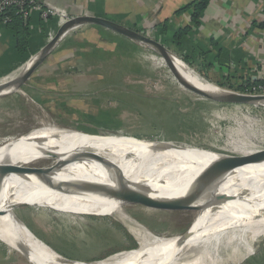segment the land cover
Returning <instances> with one entry per match:
<instances>
[{
	"label": "rangeland",
	"instance_id": "374dc122",
	"mask_svg": "<svg viewBox=\"0 0 264 264\" xmlns=\"http://www.w3.org/2000/svg\"><path fill=\"white\" fill-rule=\"evenodd\" d=\"M147 48L117 33H88L68 46L73 57L49 56L19 92L0 96V148L45 123L96 137L171 143L240 158L264 153V105L197 95L158 52ZM69 59L76 62L70 66L65 63ZM25 62L0 82L18 77ZM231 85L226 81L218 88L263 95L237 92ZM27 204L14 208L17 217L36 238L73 262L91 263L138 247L128 227L88 206ZM163 207L135 204L125 213L156 236H181L194 229L190 214ZM252 249L249 254L247 249L224 251L222 258L233 253L230 264H264V237ZM0 264L38 263L0 240Z\"/></svg>",
	"mask_w": 264,
	"mask_h": 264
},
{
	"label": "bare ground",
	"instance_id": "6f19581e",
	"mask_svg": "<svg viewBox=\"0 0 264 264\" xmlns=\"http://www.w3.org/2000/svg\"><path fill=\"white\" fill-rule=\"evenodd\" d=\"M37 57L28 59L20 74ZM172 60L184 74L186 85L211 95L222 93L178 59ZM3 85L0 82V89ZM20 85L7 93L19 92ZM258 101L264 104V98ZM178 148L171 143L88 137L76 130L41 124L0 148V171L6 170L0 172V240L38 264H79L56 255L17 221L21 220L13 206L36 202L88 206L130 229L136 249L83 264H230L233 253L252 252L253 244L264 237V162L234 159L237 168L209 177L206 171L220 158L216 152ZM118 178L157 198L176 197L192 184L228 198L174 207L193 217L194 229L181 236H156L126 215L125 208L135 204L122 196ZM229 250L232 255L222 258Z\"/></svg>",
	"mask_w": 264,
	"mask_h": 264
},
{
	"label": "crops",
	"instance_id": "0c3cea01",
	"mask_svg": "<svg viewBox=\"0 0 264 264\" xmlns=\"http://www.w3.org/2000/svg\"><path fill=\"white\" fill-rule=\"evenodd\" d=\"M193 1L35 0L41 8L31 9L26 18L22 16L28 31L25 53L18 52L17 34L11 29V20L0 19V79L14 73L24 61L38 53L46 45L49 31L57 33L65 24L60 23V16H42L49 6H55L68 18L92 15L143 32L186 61L204 80L219 87L226 81L240 86L247 81L262 80L264 0H210L198 24L192 22L190 10H185ZM91 26L82 25L70 30L50 57H73L68 46L88 33L108 37L115 33ZM73 62L76 60H65L70 66Z\"/></svg>",
	"mask_w": 264,
	"mask_h": 264
},
{
	"label": "water",
	"instance_id": "95a60500",
	"mask_svg": "<svg viewBox=\"0 0 264 264\" xmlns=\"http://www.w3.org/2000/svg\"><path fill=\"white\" fill-rule=\"evenodd\" d=\"M54 8H57L53 6ZM59 9V8H58ZM81 25H93V26H99L106 28L108 30H111L119 35H122L123 37L136 42L138 44H146L153 46L158 50L160 53V56L164 59V61L167 63L168 68L174 73L176 78L180 80V82L185 84V88L197 95H201L204 98H207L209 100L215 101L216 99H220L221 102H230L235 103L233 100H236L237 103H249L254 105H264L261 104L258 99L264 98V95L262 96H248L243 94L234 93L227 90H222V93L220 95H211L210 93H207L205 91H202L198 88H194L186 85V80L184 77L180 74L178 69L176 68L174 61L172 58L178 59L181 61L187 69L192 71V73L196 74L198 77L203 79L201 76H199L195 71H193L181 58L176 56L174 53H172L170 50H168L164 45L159 43L158 41L148 37L147 35L141 34L137 31L130 30L124 26H121L119 24H116L112 21H109L104 18L95 17L92 15H81L72 17L68 22H66L63 26L59 28L55 36L51 41L46 43V45L38 52L39 56L37 59L31 64L29 69L23 73L19 74L18 77H16L13 80H10L8 82H5V85L1 87L0 89V96L6 95V93L11 90L14 86H17L19 83L24 84L25 81L32 75V73L54 52V50L59 47L65 36L68 34L70 30L73 28L79 27ZM204 80V79H203ZM206 81V80H205ZM208 84L210 82L206 81ZM212 84V83H211ZM22 86V85H21ZM217 88L218 86L215 85ZM88 137H96L91 136L90 134H86ZM162 143V142H161ZM178 148V146H175ZM179 149V148H178ZM214 153V152H212ZM217 156H219V159H216L211 166L206 171V174L211 176H217L221 174L222 172H227L230 170H233L238 167V162H235L234 159H242L238 158L234 155H224L220 153H214ZM246 157L245 159H256L254 164H259L264 162V153L260 155L255 156H241ZM9 170V169H8ZM6 171L5 169H2L0 172ZM12 171V170H11ZM118 182L121 186V194L122 196L126 197L132 204H152V205H164L166 207L163 208H174V207H185L188 203H195V202H217L222 201L228 198L227 195L223 194H217L215 191H211L209 187L203 186V185H196L192 184L187 187L185 191H183L181 194H179L176 197H165V198H157L153 197L151 191L147 189L142 188H136L135 186H130L127 182H125L123 179L118 178ZM167 204V205H165ZM22 206H28L27 203H16L13 208H18ZM1 213V212H0ZM20 225L31 235L32 237H35L24 225L22 221L17 220ZM38 241L42 242L38 238H36ZM47 248H49L51 251H53L56 255L62 257L60 254L55 252L52 248H50L48 245H46L44 242H42ZM64 258V257H63ZM66 259V258H64ZM67 261H72L69 259H66Z\"/></svg>",
	"mask_w": 264,
	"mask_h": 264
},
{
	"label": "trees",
	"instance_id": "16d2710c",
	"mask_svg": "<svg viewBox=\"0 0 264 264\" xmlns=\"http://www.w3.org/2000/svg\"><path fill=\"white\" fill-rule=\"evenodd\" d=\"M209 1L210 0H195L185 8V10H190L191 19L194 24L199 23V19L204 13ZM18 11L19 10L16 8H11L1 18L6 17L7 19L11 20L10 21V25L12 22L11 29H13L17 34L18 52L25 53L27 51L26 40L28 37V31H27V26L23 25L22 15L18 14ZM13 14L14 16H12ZM184 62L186 63V61ZM230 88L235 89V91L242 92V93H251L253 89L261 90L264 93V80L247 81L246 83H244V85L236 86V88L233 85H231ZM51 248L54 249L53 247Z\"/></svg>",
	"mask_w": 264,
	"mask_h": 264
},
{
	"label": "built area",
	"instance_id": "2783aa9c",
	"mask_svg": "<svg viewBox=\"0 0 264 264\" xmlns=\"http://www.w3.org/2000/svg\"><path fill=\"white\" fill-rule=\"evenodd\" d=\"M11 8H16L18 9V14L22 15L24 18L27 17L29 14L30 10L33 9H39L41 8L40 5H37L35 0H0V19L3 15L7 13V11ZM26 8V9H25ZM56 16L60 18V23H66L68 22L70 18L66 15V13L62 9L54 8L49 6L47 11L42 12V16L44 18H48L50 16ZM49 40L52 39L54 36V33H49ZM262 80H264V75L262 77ZM252 91H258L259 93L263 94L264 93L261 90H255L253 89Z\"/></svg>",
	"mask_w": 264,
	"mask_h": 264
}]
</instances>
